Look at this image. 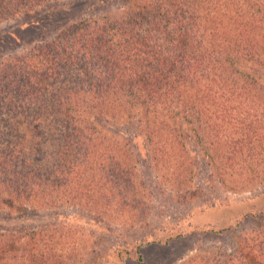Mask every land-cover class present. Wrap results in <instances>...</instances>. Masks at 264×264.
I'll list each match as a JSON object with an SVG mask.
<instances>
[{
    "label": "trees",
    "instance_id": "16d2710c",
    "mask_svg": "<svg viewBox=\"0 0 264 264\" xmlns=\"http://www.w3.org/2000/svg\"><path fill=\"white\" fill-rule=\"evenodd\" d=\"M48 1L0 0V19ZM130 121L168 184H188L191 139L221 187L264 185V0H128L0 63V209L66 200L128 220L132 154L112 125ZM7 240L0 264L62 262L49 237ZM182 264H264V220Z\"/></svg>",
    "mask_w": 264,
    "mask_h": 264
},
{
    "label": "rangeland",
    "instance_id": "374dc122",
    "mask_svg": "<svg viewBox=\"0 0 264 264\" xmlns=\"http://www.w3.org/2000/svg\"><path fill=\"white\" fill-rule=\"evenodd\" d=\"M127 2L54 0L37 2L32 9L14 5L18 13L0 19V63L54 41L79 18L115 11ZM52 49L46 53L51 55ZM112 127L132 154L133 182L126 193L138 195L127 209L129 219H108L66 200L46 209L8 204L0 209L2 244L16 239L20 252V247L47 244L48 237L53 238L49 243L62 256L56 264H182L212 245L231 249L240 231L264 220V185L248 191L221 187L193 140L187 139V158L182 159L188 166L177 172L189 182L177 187L155 172L134 121ZM224 229L228 231L219 232ZM66 253H71L69 258Z\"/></svg>",
    "mask_w": 264,
    "mask_h": 264
}]
</instances>
